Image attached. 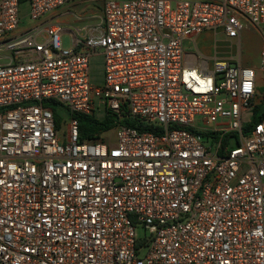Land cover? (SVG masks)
I'll use <instances>...</instances> for the list:
<instances>
[{
    "label": "built area",
    "instance_id": "obj_1",
    "mask_svg": "<svg viewBox=\"0 0 264 264\" xmlns=\"http://www.w3.org/2000/svg\"><path fill=\"white\" fill-rule=\"evenodd\" d=\"M87 1L101 25L65 49L57 19ZM20 8L0 0V264H264V47L241 62L264 0H29L26 28ZM205 32L238 60L188 66ZM100 109L113 137L81 142Z\"/></svg>",
    "mask_w": 264,
    "mask_h": 264
},
{
    "label": "rangeland",
    "instance_id": "obj_2",
    "mask_svg": "<svg viewBox=\"0 0 264 264\" xmlns=\"http://www.w3.org/2000/svg\"><path fill=\"white\" fill-rule=\"evenodd\" d=\"M89 3L80 2L70 8V12L65 14L63 17L57 19L60 25L61 30V44L63 48L70 49L73 46V37H77L79 40L82 39V36L79 33V30L84 28L97 29L101 25L102 21V5L96 4L94 6V12H91L87 8ZM21 18L23 20L22 27L26 28L29 26V18L27 17L29 13V3H24L21 5ZM259 30V29H258ZM257 30L251 28L248 31H244L242 34V53H241V62L244 66L255 67L259 64V39L261 37L260 33H256ZM84 34V33H83ZM214 36V35H213ZM224 35L218 34L214 37L209 38L208 40H201L198 46L193 45L187 50V52L194 54H205L209 58L213 59L215 57V47L224 40ZM238 41L234 42L233 45L237 46ZM216 45V46H215ZM234 60H238L237 56V47H235ZM7 60L0 61V64L7 63ZM90 74L92 83L96 86H101L104 81L103 74V58L101 56H95L92 58L90 65ZM262 89L260 88L259 92ZM60 113L66 116L64 110H60ZM97 117L102 119L105 116L103 109H100L97 112ZM113 137V131L106 132L103 135L104 140L111 139ZM136 233L139 238L148 237V232L144 230L142 226L136 228Z\"/></svg>",
    "mask_w": 264,
    "mask_h": 264
},
{
    "label": "trees",
    "instance_id": "obj_3",
    "mask_svg": "<svg viewBox=\"0 0 264 264\" xmlns=\"http://www.w3.org/2000/svg\"><path fill=\"white\" fill-rule=\"evenodd\" d=\"M27 2L29 3V0H20V5ZM54 105L55 107L49 106V108L54 111L56 123L58 127H61V124L63 123L65 116L60 113V110H64L65 112L66 110L60 104H54ZM75 118L79 122V135L81 142L103 141V135L106 132H109L116 127V115L112 113L110 110H107L105 112V116L102 119L98 118L97 115L95 114L93 115L77 114L75 115ZM263 118H264V110L258 109L257 111H255L251 125L258 124ZM125 124L130 125L132 127L136 126V123L132 120L125 121Z\"/></svg>",
    "mask_w": 264,
    "mask_h": 264
},
{
    "label": "crops",
    "instance_id": "obj_4",
    "mask_svg": "<svg viewBox=\"0 0 264 264\" xmlns=\"http://www.w3.org/2000/svg\"><path fill=\"white\" fill-rule=\"evenodd\" d=\"M86 3H89L87 8L90 9L91 12H94L93 8H94V6L96 4H101L99 1H87ZM254 29L257 30L260 33V31L257 28H254ZM257 31H256V33L259 34ZM213 35L215 36V35H218V34L213 33V32H205L202 35H200L198 38H196L195 41L187 42L185 44V62H186V64L188 66H190V67H200V60H199L200 54L190 53V52H187V50L189 48H191L193 45L198 46L200 43H202L201 40H206V39L208 40L209 38L214 37ZM260 35H261V33H260ZM259 40H260L259 41V44H260L259 62H260V52H261L262 48L264 47V39L261 36ZM236 41L237 40H230V39H227L225 37L224 40H222L221 43H219V45L217 47H215V55H218L222 59H227V60L232 59L234 57V55H235V47H237L236 45H233L234 42H236ZM258 66H259V64H258ZM258 66H255V67H252V68H257Z\"/></svg>",
    "mask_w": 264,
    "mask_h": 264
}]
</instances>
